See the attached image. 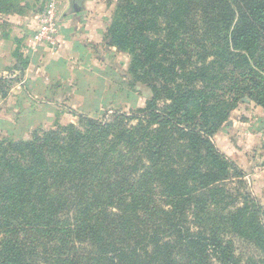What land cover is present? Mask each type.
<instances>
[{
    "label": "trees",
    "instance_id": "trees-1",
    "mask_svg": "<svg viewBox=\"0 0 264 264\" xmlns=\"http://www.w3.org/2000/svg\"><path fill=\"white\" fill-rule=\"evenodd\" d=\"M108 38L152 97L0 141V264H242L264 203L234 208L242 173L211 138L242 97L264 109V0H118Z\"/></svg>",
    "mask_w": 264,
    "mask_h": 264
},
{
    "label": "rangeland",
    "instance_id": "rangeland-1",
    "mask_svg": "<svg viewBox=\"0 0 264 264\" xmlns=\"http://www.w3.org/2000/svg\"><path fill=\"white\" fill-rule=\"evenodd\" d=\"M23 1L20 2L23 6V14H12V16L34 19L51 2V0ZM54 1L59 15L64 0ZM79 1L81 5H86L90 22L99 21L98 24L101 23L104 30L101 43L92 46L94 57L89 61L92 65L79 71L81 73L73 72L70 78L65 77L64 79L69 81H65L67 84L59 86L60 94L56 91L57 95L54 96L56 99L41 98L21 101L19 98L18 100H8L9 96H15L11 92L14 82L8 77L9 75L6 77L0 75V78L4 79L0 82V141L2 139L28 140L36 129L50 130L70 124L80 125L79 116L107 123L112 120L116 112L132 116L140 114L141 110L145 111L147 101L152 97L151 89L140 81L132 84V79L126 76L130 70V56L109 45L108 30L118 0ZM10 19L9 15L0 14L1 32H12L7 30ZM35 23H37L36 19ZM17 43L11 53L16 60L19 57L16 56L15 51L19 50L20 53L21 49L20 44ZM25 48L29 49L28 45H25ZM19 66H23L22 61ZM20 90L27 91V88L17 89V95L19 97L23 95L22 99H24L26 93L22 94ZM167 103L168 101L161 98L158 106L163 107ZM20 105L26 106V108H20ZM15 108L19 109V113ZM250 134L254 135L251 143L248 142ZM219 136L224 137L229 145L241 149L238 150L239 154L234 152L236 156H227L217 145L221 140ZM211 140L217 149L234 162L242 173L241 177H237L236 173H230L229 177L232 180L229 190L231 200L235 203L234 208L250 207L251 198L263 204L260 193L255 192L257 184L249 176L251 167L248 164L252 165L255 162L257 164L255 169H259L260 172L264 170V109L251 99L242 97L237 101L235 108L228 113L226 122L221 125ZM233 240L236 246V256L241 259L242 264H247L251 259L264 261L263 241H247L241 237H234Z\"/></svg>",
    "mask_w": 264,
    "mask_h": 264
},
{
    "label": "crops",
    "instance_id": "crops-1",
    "mask_svg": "<svg viewBox=\"0 0 264 264\" xmlns=\"http://www.w3.org/2000/svg\"><path fill=\"white\" fill-rule=\"evenodd\" d=\"M73 3L81 7V11L75 13L72 9ZM86 5H81L79 0H64L60 7L59 14V34L58 41L60 46L52 51L50 49L38 48L35 50L26 49L30 36L35 30V19L9 15V28L12 32L3 33L0 31V75L13 80L12 93L15 96H9L8 100H39V99H56L57 92L60 94V87L69 81L64 79L70 78L73 72L82 71L90 67L89 61L92 55V46H96L102 41L103 26L99 21L90 22ZM12 16V17H11ZM18 42V43H17ZM20 44V57L16 60L11 53L14 51L15 44ZM23 66H19L21 63ZM89 62V63H88ZM25 65V66H24ZM81 73V72H79ZM22 86V87H21ZM24 99L17 95V89H26ZM63 91H65L63 89ZM55 92V93H54ZM67 92V90H66ZM61 96V95H59ZM12 97V98H11ZM26 108L21 106L20 108ZM17 113L19 109L15 108ZM219 136L220 142L218 147L225 152L227 156H236L237 147L229 145L224 137ZM253 134H250L248 142H252ZM257 137V136H256ZM228 145V146H227ZM239 154V152H238ZM255 162L248 164L251 168V176L257 184L255 192L260 193L262 203H264V170L255 169ZM264 169V168H263Z\"/></svg>",
    "mask_w": 264,
    "mask_h": 264
},
{
    "label": "built area",
    "instance_id": "built-area-1",
    "mask_svg": "<svg viewBox=\"0 0 264 264\" xmlns=\"http://www.w3.org/2000/svg\"><path fill=\"white\" fill-rule=\"evenodd\" d=\"M36 27L28 43L31 50L38 48L50 49L52 51L59 48V15L55 6V1L51 0L46 9L36 17Z\"/></svg>",
    "mask_w": 264,
    "mask_h": 264
},
{
    "label": "water",
    "instance_id": "water-1",
    "mask_svg": "<svg viewBox=\"0 0 264 264\" xmlns=\"http://www.w3.org/2000/svg\"><path fill=\"white\" fill-rule=\"evenodd\" d=\"M72 9L75 13L80 12L81 11V7H79L77 4L73 3L72 5Z\"/></svg>",
    "mask_w": 264,
    "mask_h": 264
}]
</instances>
